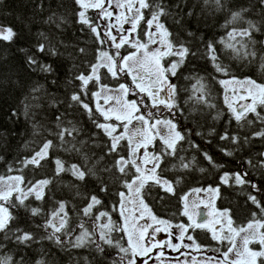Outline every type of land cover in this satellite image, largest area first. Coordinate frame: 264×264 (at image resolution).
I'll use <instances>...</instances> for the list:
<instances>
[{"label": "trees", "instance_id": "obj_1", "mask_svg": "<svg viewBox=\"0 0 264 264\" xmlns=\"http://www.w3.org/2000/svg\"><path fill=\"white\" fill-rule=\"evenodd\" d=\"M163 3L172 15L161 19L170 31L178 33L184 41L190 42L197 55H189L183 66L178 69L177 76L171 78L178 87L177 99L183 110L182 114L177 113L176 122L181 130H190L187 140L181 142L183 151H179L178 146L177 155L166 157L161 164V174L173 182L175 194L168 193L159 186L146 188L145 191H150V195L145 197L146 202L157 217L176 223H188L187 217L181 214L183 204L180 198L194 188L218 187L215 206L218 209H230L236 223H245L251 218L252 212L259 214V209L249 200V195H255L264 204V167L259 166V162L264 160L260 155L264 153V137H253V133L264 128V125L259 121L251 126L244 124L243 127L237 125L235 120L229 123L230 113L223 102L224 89L218 83L219 79L226 77L215 71L212 62L205 55V45L208 41L215 44L220 59L230 67L233 75L239 78L250 76L258 82L264 79V71L259 67L260 45H256L258 56L251 64L247 60L235 59L230 50L225 49L219 41L225 38L233 27H246L243 21L224 27L229 19V12H213L210 7L204 5L203 0H163ZM226 3L227 8L232 11L248 8L245 20L258 24L264 20V6L260 5L259 0H226ZM79 11L75 0H0V26L11 27L16 33L11 41L0 39V175L21 174L18 170L23 168L22 174L26 181L35 183L41 179L52 180L45 189L43 200H35L33 196H29L25 201L26 207L12 209L15 219L10 228L13 231L20 228L31 232L34 239L22 244L16 241L11 231L0 232V258L11 257V264H111V260L117 257V250L107 245H104L103 254L96 251L94 244L80 248L72 246L75 237L81 232L78 227L80 222H85L89 231L93 228L92 220L82 212L89 202L88 198L97 195L102 201V204L93 208V215L100 211L109 212L114 221L121 222L122 218L118 212L112 210V206L118 201L115 193L124 190L120 183L123 177L112 168L116 156L106 154L109 138L95 126L85 110L75 104L68 107L70 95L80 90V81L76 80L75 76L81 72L88 74L89 65L97 62L98 49L115 51L109 44H98L89 27L78 21ZM189 12L192 13L191 16L188 15ZM144 15L146 19L150 18L148 10H145ZM87 16L100 26V18L94 9H89ZM49 17L53 18L52 21H49ZM176 19L180 20L179 25L175 23ZM145 28L146 25L142 21L139 25L141 36ZM188 32L195 33V36L189 37ZM41 33L45 35L42 36ZM101 35L103 36V32ZM254 36L257 41L264 40V28L261 32L254 33ZM200 37H203V40ZM41 43L46 45L43 53L37 51V46ZM81 48L84 52L79 51ZM50 49H55L56 54H51ZM129 50L131 49L126 45L121 49V54ZM28 56H34L40 63L52 65L54 72L39 71V64L29 65ZM105 73L106 69H101V83L117 85L125 79L130 81L127 76L114 80ZM200 77H203V83L208 85L211 93L209 98L215 108L197 103L195 98L189 99L194 96V86H197ZM38 86H41V90L32 93L31 90ZM88 88L90 92L97 90L92 84H89ZM33 95L40 99L32 100ZM25 97H28L27 101ZM82 99L92 103L90 96ZM24 103L40 105L31 109L35 113L34 118L31 115L26 118L22 114ZM13 111L17 113L16 116H12ZM218 113L220 115L217 118ZM61 114L64 127L70 128L74 124L80 129L78 133H73L75 140L65 136L66 140L75 143L79 152L65 151L64 147L59 146L60 142L56 137L46 130L57 131L56 116ZM95 118L103 122L102 117ZM249 119H252L251 114ZM69 121L72 123L69 124ZM34 122L44 125L45 130L41 135H33ZM226 131L229 139L221 140L220 136ZM233 135H239V144L232 143ZM245 137L249 138L247 143H244ZM43 138L52 139L56 145L50 150L48 159L41 161L38 168L32 165L23 167L20 161L30 157L33 150H38ZM192 144L198 147H192ZM159 147L160 145H157L156 150ZM205 152L222 167H213L205 159ZM226 152L233 154L229 156ZM83 154L89 156L87 167L95 165L94 170L107 183L108 192H100L96 176L80 181L71 172L65 171L56 175V158L64 161L65 168L72 164L84 167ZM120 154L126 156L127 151ZM180 156L184 158L183 163H190L189 168L181 166ZM100 157L103 159L100 160ZM249 160L255 166H250L247 163ZM9 165L14 169L12 172L8 171ZM105 167L112 168V171H101ZM201 168L204 169L203 172L200 171ZM237 172H247L245 179L250 180L260 191L253 189L250 184L241 186L232 180L227 184L221 181L224 173ZM13 201L15 202V197ZM61 201L66 202L69 226L74 231L67 236L63 233L57 234L62 241L57 244L55 240L46 238L53 230L49 228L45 231L39 226L49 218L53 210H58V202ZM32 207L41 208L42 214L33 216L29 210ZM190 233L202 245L219 247L208 231L196 229L193 233L190 229ZM112 236L114 239H120L123 233L113 232ZM95 239H99L98 234Z\"/></svg>", "mask_w": 264, "mask_h": 264}, {"label": "snow or ice", "instance_id": "obj_2", "mask_svg": "<svg viewBox=\"0 0 264 264\" xmlns=\"http://www.w3.org/2000/svg\"><path fill=\"white\" fill-rule=\"evenodd\" d=\"M80 11L77 13L78 21L87 25L90 31L95 35L99 45L110 44L114 52L98 49L97 62L89 65V72H81L75 79L80 81L79 91H74L69 97L68 107L73 104L78 105L85 110L89 118L93 120L95 126L100 129L104 135L109 138L107 155L115 154V163L112 168L120 174L123 179L120 180L121 187L124 189L118 191L115 195L118 197L116 204L112 206L114 212H118L122 218L121 222L114 221L109 212L100 211L93 215V208L102 204L97 195H91L89 202L82 209L83 215L92 220L93 228L91 231L85 226V222H80L78 227L81 229L79 235L75 237L73 247H87L95 245L98 253H105L104 245L117 250V257L111 260V264H149L150 259L165 264V248L174 252H179L185 257L190 253L181 251V249H193L197 252H215L218 256H206L199 261V264H264V204L257 199L255 195H249V200L259 209L252 212L251 218L245 223L238 224L234 221L230 209H217L215 199L219 188L209 186L206 189L194 188L191 193L183 195L180 199L183 204L182 215L187 217L189 223L183 222L173 224L170 220L157 217L146 202L145 197L150 195L146 188L159 186L162 190L175 194L173 182L164 178L161 174V164L166 157L176 156L179 151H183L181 142L187 140L190 130H181L176 122L177 113L183 112L178 102V87L173 83V77L177 76L178 69L183 66L189 55L195 57L190 42L184 41L178 33H173L166 26L161 18H167L172 15L163 0H75ZM205 6L210 7L213 12L227 10L229 19L226 20L224 27L235 25L243 21L246 27H233L222 38L219 43L224 48L230 50L232 57L240 60H247L249 64L257 59L258 52L256 45L259 43L261 54L259 55V67L264 71V40L257 41L254 33L262 31L264 20L260 24L245 20V13L248 8H240L238 11H232L227 8L226 0H203ZM261 6H264V0H259ZM179 7V5H177ZM89 9L98 10V17L105 21H111L115 17L116 23H107L103 29L99 24L93 23L87 16ZM113 9V10H110ZM119 9V13L115 12ZM148 10L149 17L145 18L144 12ZM192 15L191 12L188 13ZM49 17V21H52ZM144 22L146 29L143 31V39L138 33L141 22ZM180 24V20H175ZM130 25V29H125L124 25ZM116 29L117 34L113 33ZM103 32V36L101 35ZM135 34V35H134ZM16 33L11 27L0 26V39L11 41ZM44 36V33H41ZM189 37L195 36V33L188 32ZM45 39L47 37L45 36ZM203 40V37H200ZM128 46L133 51L127 55L121 54V49ZM205 55L210 59L217 73L223 74L225 79H219L218 83L223 87V102L230 113L231 120H235L237 125L243 127L244 124L253 125L256 121L264 125V79L257 81L250 76L239 78L232 74L229 66L225 65L220 59L217 48L212 41L205 45ZM46 45L41 43L37 46V51L45 52ZM80 52H84L81 48ZM51 54L55 55V49H50ZM174 57L175 59H168ZM167 61V63H165ZM29 65L39 64V71L52 73L54 69L50 64L40 63L34 56H28ZM101 69H106V76L111 79L120 80L121 75L130 77L131 84L118 83L115 87L107 83H101ZM204 78L197 80V86H194V96L197 103L203 104L208 108H215L210 100V91L208 85L203 83ZM55 83V81H53ZM92 84L96 91H91L88 85ZM41 86L33 88L32 93L39 92ZM136 97L129 99V96ZM90 96L92 103L85 102L82 97ZM40 97L32 96V100L38 101ZM28 100V97H25ZM101 101H103L101 103ZM55 103V101H53ZM39 104L24 103L23 115L27 118L30 115L34 118L35 113L31 111L33 107H39ZM166 113V114H165ZM251 114L252 119H249ZM17 113L13 111L12 116ZM61 115L56 116V129H46L48 133L60 142L59 146L64 147L65 151H77L75 143L66 140L65 136L72 137L73 133H78L74 124L72 127H64ZM217 114V118L219 117ZM95 117H102L103 122ZM69 124L72 122L69 121ZM33 135H41L44 131V125L34 122ZM253 137H264V128L253 133ZM221 140H228L227 131L220 136ZM160 141V147L156 150L155 142ZM248 137L244 138L247 143ZM234 144L240 143L239 135L231 136ZM35 142V141H34ZM67 145V147H65ZM192 147L198 145L192 144ZM56 145L52 139L43 138L38 150H33L30 157H25L20 163L23 167L32 165L40 167L41 161L48 159L50 150ZM152 148L153 151H149ZM141 149L143 151L141 152ZM127 155H121L123 151ZM223 151V150H222ZM226 155H232V152H226ZM205 159L215 168H220L213 161L208 153H203ZM264 157V153L260 154ZM85 166L72 164L68 168L64 167V161L56 158L55 172L58 176L62 172H71L72 175L80 181L86 177L96 176L100 184V192H108V185L103 177L98 176L94 170L95 165L87 167L89 156L83 154ZM2 159V157H0ZM103 157H100L102 160ZM181 166L189 168L190 163H183L184 158L179 157ZM99 163V160L97 161ZM247 163L250 166L252 161ZM149 165H151L149 167ZM259 166L264 167V160L259 162ZM112 168L105 167L101 169L104 172H111ZM14 169L9 165L8 171ZM19 175H0V232L11 231L19 243L27 244L34 239L31 232L16 228L14 231L10 228L15 219L12 209L25 206V201L29 196L35 200H43L45 189L52 183L51 179H41L33 183L26 181L23 168L18 170ZM200 171H204L203 168ZM248 173H224L221 181L225 184L232 180L236 185L243 186L250 184L253 189L260 191L250 180L245 179ZM179 183V181H176ZM208 193L206 198L189 200L192 193ZM15 197V202L13 201ZM58 210H53L48 219L44 221L42 227L47 231L51 228L53 231L46 237L55 240L61 244L59 233L69 235L71 229L69 226V216L66 211V202H58ZM201 205L206 212L201 211ZM33 216H39L43 210L39 207L29 209ZM104 222H100V221ZM140 221H145L140 223ZM148 221H151L150 223ZM175 227L179 230L175 238L179 243H173V233L171 229ZM151 229V232L149 230ZM189 229L194 233L196 229L206 230L211 234V239L216 241L219 247L211 248L197 242L193 234H189ZM113 232L123 233L120 239H114ZM161 232L168 233L167 240H157L156 234ZM99 239H95L97 236ZM185 238L191 243H184ZM103 243H100V242ZM123 241V242H122ZM251 244L259 245L258 249L250 247ZM223 249V250H222ZM156 250L153 258L152 253ZM11 257L0 258V264H11ZM178 264H189L187 259L179 261ZM42 264V262H38ZM191 264H198L195 257Z\"/></svg>", "mask_w": 264, "mask_h": 264}, {"label": "rangeland", "instance_id": "obj_3", "mask_svg": "<svg viewBox=\"0 0 264 264\" xmlns=\"http://www.w3.org/2000/svg\"><path fill=\"white\" fill-rule=\"evenodd\" d=\"M94 10H95V9H94ZM110 10H113V9H110ZM95 12L98 13V10H95ZM115 12L118 14V13H119V9H115ZM107 23H113V24H115V23H116V21H115V17H113V18L111 19V21H105V20L100 19V28L103 29ZM124 28H125V29H130V25L125 24V25H124ZM145 29H146V28H145ZM137 31H138V33L141 34V32L139 31V28H138ZM113 33L119 35V34L117 33L116 29H113ZM142 33H143V32H142ZM134 35H135V34H134ZM141 38L143 39V36H141ZM109 46L111 47L110 44H109ZM111 48H112V47H111ZM128 48H129V47H128ZM130 49H131V48H130ZM114 50H115V49H114ZM107 51H109V50H107ZM129 51H133V50L131 49V50H129ZM129 51H127L125 54H122V55H127ZM169 58H170V57H169ZM172 59H175V58L172 57ZM100 71H101V70H100ZM121 76H123V75H121ZM123 77H124V76H123ZM128 78H130V77H128ZM119 83H128V84H131V80L128 82L127 79H125V81H123V82H119ZM109 85L112 86V87H115V86H116V85H111V84H109ZM128 98H129V99H135L136 97L130 95ZM102 102H103V101H101V103H102ZM165 114H166V113H165ZM155 144H156V146H157V145H160V141L157 140V141L155 142ZM142 151H143V149H141V152H142ZM149 151H153V149L150 148ZM126 155H127V154H126ZM150 166H151V165H149V167H150ZM17 175H19V174H17ZM189 193H191V191H190ZM198 196L201 197V196H200V193H199V194L192 193V194L189 196V200L191 201V200H193V199H196ZM216 197H217V196H216ZM152 212H153V211H152ZM100 222H104V221L102 220V221H100ZM144 222H145V221H140V223H144ZM148 222L150 223L151 221H148ZM118 223H119V222H118ZM172 223H173L174 225H175V224H178V223H176V222H172ZM171 231H172V233L174 234V235H173V238H172V242H173V243H179V241L175 238V236L178 235L179 230H178L177 228L173 227V228L171 229ZM149 232H151V229L149 230ZM189 234H191V233H190V229H189ZM155 238H156L157 240H167L169 237H168V233H167V232H161V233L156 234ZM184 243H189V244H190L191 242L188 241L187 238H185ZM252 245H253V244H251L250 247L255 248V249H258V248H259V245H257V244H254V246H252ZM164 251H165V257H166L165 262H166L167 264L169 263V261H172V262L178 264V261H177V259H175V258H178L179 261H183V260L187 259V260L189 261V264H191V260H192L193 257L196 258V260H197V262H198V264H199V261L205 259L206 256H218V253H215V252H211V251H207V252H197V251H195V250H193V249H191V248H190V249H181L182 252H183V251H187V252L190 253V255L187 256V257H185V256H183V255H180L179 252H174V251H172V250L169 249V248H165ZM155 255H156V250H154L153 253H152L153 258L155 257ZM155 262H157V263H155ZM158 262H159V261H155L154 259H150V260H149V264H158ZM137 264H140V261H138Z\"/></svg>", "mask_w": 264, "mask_h": 264}, {"label": "flooded vegetation", "instance_id": "obj_4", "mask_svg": "<svg viewBox=\"0 0 264 264\" xmlns=\"http://www.w3.org/2000/svg\"><path fill=\"white\" fill-rule=\"evenodd\" d=\"M209 186H203V187H198V188H203V189H206V188H208ZM212 187V186H211ZM213 188H217V187H213ZM192 191V190H191ZM190 192V191H189ZM188 192V193H189ZM207 195H208V193H206V192H201L200 193V196L201 197H197L196 199H198V198H206L207 197ZM215 201H216V199H215ZM217 208V207H216ZM218 209V208H217ZM201 211H204V212H206L207 211V209H205L204 207H203V205H201ZM189 223V222H188ZM185 224H187V223H185ZM204 231H206V230H204ZM252 246H254V244L252 245ZM155 263H157V262H155ZM165 264H167L166 262H165ZM168 264H176V263H174V262H172V261H169V263Z\"/></svg>", "mask_w": 264, "mask_h": 264}, {"label": "water", "instance_id": "obj_5", "mask_svg": "<svg viewBox=\"0 0 264 264\" xmlns=\"http://www.w3.org/2000/svg\"><path fill=\"white\" fill-rule=\"evenodd\" d=\"M158 264H160V262H158Z\"/></svg>", "mask_w": 264, "mask_h": 264}]
</instances>
